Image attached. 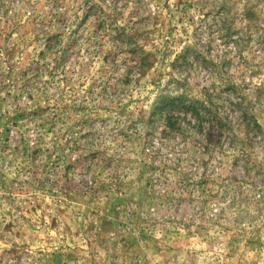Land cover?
I'll return each mask as SVG.
<instances>
[{"label":"rangeland","instance_id":"1","mask_svg":"<svg viewBox=\"0 0 264 264\" xmlns=\"http://www.w3.org/2000/svg\"><path fill=\"white\" fill-rule=\"evenodd\" d=\"M0 264H264V0H0Z\"/></svg>","mask_w":264,"mask_h":264},{"label":"trees","instance_id":"2","mask_svg":"<svg viewBox=\"0 0 264 264\" xmlns=\"http://www.w3.org/2000/svg\"><path fill=\"white\" fill-rule=\"evenodd\" d=\"M159 107H164V103H162L161 105H159Z\"/></svg>","mask_w":264,"mask_h":264}]
</instances>
